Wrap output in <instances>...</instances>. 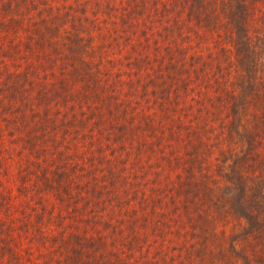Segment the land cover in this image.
Here are the masks:
<instances>
[{
    "label": "rangeland",
    "instance_id": "obj_1",
    "mask_svg": "<svg viewBox=\"0 0 264 264\" xmlns=\"http://www.w3.org/2000/svg\"><path fill=\"white\" fill-rule=\"evenodd\" d=\"M134 1L0 0V264H210L197 247L212 231L264 257L232 215L204 230L203 187L237 145L226 106L167 75ZM186 33L174 55L209 56Z\"/></svg>",
    "mask_w": 264,
    "mask_h": 264
},
{
    "label": "trees",
    "instance_id": "obj_2",
    "mask_svg": "<svg viewBox=\"0 0 264 264\" xmlns=\"http://www.w3.org/2000/svg\"><path fill=\"white\" fill-rule=\"evenodd\" d=\"M173 1L184 10L182 19H164L167 10L164 0L147 1L144 35L151 39L155 50L160 49L162 41L163 49H168L169 66L164 65L172 71V75L167 73L168 76L178 72L185 81H191L197 87L199 95L204 91L200 88L209 86L214 91V103L226 106L224 116L228 134L237 144L218 172L221 182L210 179L211 184L203 187L202 201L208 202L203 209L204 230L207 225L214 229L216 220L232 215L240 221L241 239L264 243V8L254 15L258 0ZM130 2L125 8L126 13L136 11L135 1ZM125 19L126 16L121 21ZM254 21H258L259 26H254ZM189 31L197 42L206 41L213 49L209 56L202 58L193 54L185 57L181 50H177L178 56L174 55L175 51L166 44L167 41L176 48L179 39L189 37L186 33ZM194 153L196 147L192 148ZM196 227L201 230L200 224ZM218 232L222 234L223 230ZM218 234L211 232V246L205 240L199 242L197 253L200 258L207 255L210 264H231L236 259H241V264H264L263 256L234 248L233 243L220 247ZM229 253H236L234 260Z\"/></svg>",
    "mask_w": 264,
    "mask_h": 264
}]
</instances>
